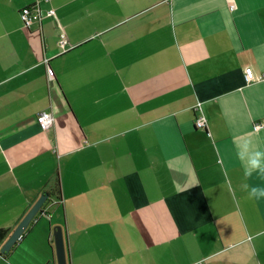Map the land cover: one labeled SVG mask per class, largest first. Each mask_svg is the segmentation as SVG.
<instances>
[{
	"label": "crops",
	"instance_id": "crops-1",
	"mask_svg": "<svg viewBox=\"0 0 264 264\" xmlns=\"http://www.w3.org/2000/svg\"><path fill=\"white\" fill-rule=\"evenodd\" d=\"M260 120L264 0H0V264H264Z\"/></svg>",
	"mask_w": 264,
	"mask_h": 264
},
{
	"label": "built area",
	"instance_id": "built-area-1",
	"mask_svg": "<svg viewBox=\"0 0 264 264\" xmlns=\"http://www.w3.org/2000/svg\"><path fill=\"white\" fill-rule=\"evenodd\" d=\"M48 14L52 16H56L55 9H49ZM20 17H21L23 24L28 29L32 28L34 25L40 26L42 23V19H43V12L40 8V4L36 3V4L23 8L20 11ZM68 43H69L68 37L63 32L61 34L59 44L64 51L68 50V47H67ZM47 76L49 80H53L55 76L54 72L49 67L47 69ZM256 80H257V77L254 73L252 66H247L245 68L246 83L249 84ZM198 109L201 110L200 106H198ZM37 122L43 131H49L51 127L53 126V122H54L52 113L49 111L40 112L37 115ZM195 126L200 129H206V118L204 115H201L200 117L196 118ZM263 128H264V120H260L254 123L253 129L255 131L261 130Z\"/></svg>",
	"mask_w": 264,
	"mask_h": 264
},
{
	"label": "water",
	"instance_id": "water-1",
	"mask_svg": "<svg viewBox=\"0 0 264 264\" xmlns=\"http://www.w3.org/2000/svg\"><path fill=\"white\" fill-rule=\"evenodd\" d=\"M49 194L43 193L38 201L34 204L31 210L26 214L17 228L13 231L9 239L3 245L1 249L2 254L8 253L11 248L21 239L25 230L28 228L31 221L35 220L38 214H41V209L44 203L48 200ZM54 242L56 247V256L58 264H67L66 249L64 242V234L61 226H57L54 229Z\"/></svg>",
	"mask_w": 264,
	"mask_h": 264
},
{
	"label": "trees",
	"instance_id": "trees-1",
	"mask_svg": "<svg viewBox=\"0 0 264 264\" xmlns=\"http://www.w3.org/2000/svg\"><path fill=\"white\" fill-rule=\"evenodd\" d=\"M58 190H59V187H58ZM8 233H9L8 229L0 228V242L3 241L7 237Z\"/></svg>",
	"mask_w": 264,
	"mask_h": 264
},
{
	"label": "clouds",
	"instance_id": "clouds-1",
	"mask_svg": "<svg viewBox=\"0 0 264 264\" xmlns=\"http://www.w3.org/2000/svg\"><path fill=\"white\" fill-rule=\"evenodd\" d=\"M257 155H259V153H257Z\"/></svg>",
	"mask_w": 264,
	"mask_h": 264
}]
</instances>
